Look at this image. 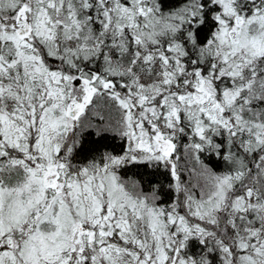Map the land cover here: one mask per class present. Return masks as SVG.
<instances>
[{"label": "snow or ice", "instance_id": "1", "mask_svg": "<svg viewBox=\"0 0 264 264\" xmlns=\"http://www.w3.org/2000/svg\"><path fill=\"white\" fill-rule=\"evenodd\" d=\"M0 264H264V0H0Z\"/></svg>", "mask_w": 264, "mask_h": 264}, {"label": "trees", "instance_id": "2", "mask_svg": "<svg viewBox=\"0 0 264 264\" xmlns=\"http://www.w3.org/2000/svg\"><path fill=\"white\" fill-rule=\"evenodd\" d=\"M135 172V169H132L131 171H130V175L132 174V173H134ZM133 178H135V177H133Z\"/></svg>", "mask_w": 264, "mask_h": 264}]
</instances>
